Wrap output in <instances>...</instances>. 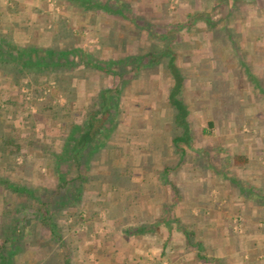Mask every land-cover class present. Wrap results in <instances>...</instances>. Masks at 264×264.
I'll use <instances>...</instances> for the list:
<instances>
[{
	"label": "crops",
	"instance_id": "0c3cea01",
	"mask_svg": "<svg viewBox=\"0 0 264 264\" xmlns=\"http://www.w3.org/2000/svg\"><path fill=\"white\" fill-rule=\"evenodd\" d=\"M170 1L0 0V32L26 45L45 21L68 13L82 28L77 15L89 11L106 32L118 20L145 34L121 58L120 94L131 101L120 111L135 116L120 117L92 173L107 187L113 163L139 192L123 191L136 194L127 217L106 210L114 241L85 264H264V0H182L174 13Z\"/></svg>",
	"mask_w": 264,
	"mask_h": 264
},
{
	"label": "trees",
	"instance_id": "16d2710c",
	"mask_svg": "<svg viewBox=\"0 0 264 264\" xmlns=\"http://www.w3.org/2000/svg\"><path fill=\"white\" fill-rule=\"evenodd\" d=\"M117 5L118 2L114 5H102V7L113 12L118 10H116ZM57 32L51 31L52 34ZM4 35V32H0V74L6 77V82H0V165L3 166L1 168L16 173L24 171L25 177L28 174L30 176L32 172L30 160L26 157L27 153L23 149L28 148L31 144H24L19 140L21 133L29 132V129L32 131L37 121L43 122L44 119L53 122L60 121L62 130L65 132L61 131L59 136L57 135L60 140L59 148L47 145L48 148L45 150L46 152L48 149L50 151L49 159L47 156L37 158V163H40V159L43 160L42 166H44L45 173L55 179L54 186L46 197L41 195L43 187H40V184H19L12 181L6 174L0 175L2 195L0 264H30L33 260L32 257L37 259L34 251H40L44 247V250L41 251L43 254L40 252L41 257L36 260L38 264H69L70 250L68 248L61 247L59 244L56 252H51L49 244L43 245L40 236L29 238L26 235L28 231L26 228L36 220L49 229L52 240L61 241L62 227L55 220V212L59 210L60 206L68 203L73 204L80 200L84 184L93 183L91 174L94 172L92 169L93 160L100 158L101 152L107 146L111 132L118 126L116 113L119 111L120 88L112 85L113 81H110L111 83L102 90L99 102L93 98L91 104L83 110L82 117L77 118V114L74 112L75 104L72 102L74 87L71 77L73 75L70 76V74L82 63L87 68H96L91 57L84 61L81 55L86 54L85 50L69 45L59 47L56 43L44 46L40 43V39L34 40V37L26 45L20 40L14 43L10 36ZM75 56H78L81 61L78 62ZM111 64L113 62L109 61L107 66L110 67ZM99 67L107 75H115L109 67L107 69L102 65ZM41 75L45 77L44 82L40 81ZM24 77L29 78L28 82H25L27 84L23 83ZM50 82H53L54 85H50ZM13 86L16 87L17 92L9 94ZM24 86L28 87L31 92L32 98L29 102L36 108L35 112L28 108L26 101L18 104ZM58 96L65 99L63 104L54 102ZM21 105L24 106V109L18 112L15 107ZM24 112H26V116H23ZM18 115L22 117L19 120L20 123L21 121L25 123L23 126H20V123L19 126L18 124L16 126L13 122V118ZM78 119L81 120L77 122ZM52 129H55V125L52 126ZM42 134L46 139L47 135L44 131ZM35 161L33 164L36 163ZM84 169H88L89 174H82ZM108 170L110 179L105 199L110 205L107 209L111 212L118 207L121 208V211L123 209L125 215L129 214L132 206L130 203L136 199V194L125 196L126 192L123 191L128 188L127 184L124 186L127 179L121 174L119 168L113 166V163L109 165ZM20 197L23 201L18 200ZM123 199L124 202L119 205ZM10 201L11 203L8 204L7 202ZM8 214H10L9 218ZM141 227L139 231H142ZM143 227L150 229L148 225H143ZM136 229L137 226L132 225L127 230L128 233H132L137 232ZM194 234L196 233L193 230L186 232L187 237H193ZM34 242L37 248H32V251L27 250L28 245ZM62 244L64 243L62 242ZM197 247L200 248V245L197 244Z\"/></svg>",
	"mask_w": 264,
	"mask_h": 264
},
{
	"label": "rangeland",
	"instance_id": "374dc122",
	"mask_svg": "<svg viewBox=\"0 0 264 264\" xmlns=\"http://www.w3.org/2000/svg\"><path fill=\"white\" fill-rule=\"evenodd\" d=\"M59 5H62V2H58ZM168 3V6L170 7V13H174L176 9L179 7L182 8V0H171ZM65 4V3H64ZM66 6V4H65ZM55 7L58 8L56 5ZM62 8V7H61ZM66 8H69L66 6ZM175 10V11H173ZM173 11V12H172ZM69 12V11H68ZM81 14L77 15L78 19H82L85 23V26L81 28V26L76 27V26H69L67 24L68 20L75 18L73 16L66 13V16L68 20H61L59 23L56 25V18H53V22H51V25L48 27L47 21L46 26L44 28H38L36 33H32L28 36V39L32 40L34 37L35 39H40V43L44 46H51L52 43H56L59 45V47H64L65 45H69L72 47H79L85 50L86 54L81 55L85 61V59L89 60L91 57V60L95 62L96 68H87L82 65L78 68H75L73 70V73L70 74L72 84L74 87V91L72 94L73 97V103L75 104V110L77 114V118H81L82 115L84 114L83 110L88 107L93 98L97 102H99L101 92L104 88H106L111 82L113 81L114 86H119L120 84V74L123 71V67L125 64L123 62H126L122 60L121 58L123 54H135V47L134 43L143 42L142 40L145 39V34L144 32L140 31H121L119 28L120 26L118 25L119 21L115 20V24L113 26V30H107L108 24L106 23V28H103V24L105 23V19L101 17H94L92 19H89L86 17V15L90 14L89 11L83 12L79 11ZM89 12V13H88ZM70 13V12H69ZM92 14V13H91ZM217 13L215 12L210 19L212 20L213 23L217 22H222L220 21L221 18H218ZM176 18L177 20H182V17L176 16L173 17ZM43 20V19H41ZM69 20L70 24H74L73 20L72 23ZM167 20V19H166ZM210 20V21H211ZM43 22V21H42ZM48 22V23H50ZM114 22V21H113ZM225 23V21H223ZM76 25V24H75ZM78 26V25H77ZM115 28V29H114ZM79 29V30H77ZM84 30H87L84 32ZM51 31H58L55 34H52ZM72 34H71V33ZM3 33V32H2ZM6 37H11V41L15 42L17 40L23 41L22 38H19L17 34H14V31L12 29H8L7 31L4 32ZM41 36V38H39ZM138 41V42H137ZM16 43V42H15ZM75 59L80 62L81 60L78 59V56H75ZM109 61H112L113 64L111 66H107ZM99 65H102L104 68H110L112 69V72L115 73V75H107L102 68L99 67ZM126 67V66H125ZM129 67V66H128ZM131 69L134 68V65L130 66ZM131 69L128 71L130 72ZM42 76V75H41ZM22 80L24 84H27L25 82H28L29 78L27 79L24 77ZM40 81L44 82L45 77L42 76L40 77ZM0 82H6L5 79H0ZM142 83V82H140ZM46 84V83H45ZM50 85H54L53 82L49 83ZM144 84L148 86L150 82L145 81ZM136 82H133V87H135ZM127 87L124 89L126 90ZM124 90V92H125ZM127 91V90H126ZM15 94L16 87L13 86L11 87L9 94ZM123 93V92H122ZM124 94V93H123ZM130 92H128L127 95H129ZM122 94L118 95L119 96V111L116 113L117 114V121H118V126L111 132L110 138L107 140V146L108 143L111 142V138L115 136V133L119 132L121 127H119V119L120 117L124 119V117L128 116H135V109L131 107L130 112H121L120 107L121 105H129V97H127L126 94L121 96ZM116 96V95H115ZM19 103H22V101L27 102L28 108L32 111L35 112L36 108L31 105L29 101L31 100V92L28 87L24 86L21 90V96H19ZM40 100V98H39ZM54 102H60L63 104L65 102V99L62 97H57ZM125 105V106H126ZM19 106V105H17ZM15 107L16 110L19 112L20 110L24 109V106L21 105L20 107ZM23 116H26V112H24ZM21 116L18 115L16 118H13V122L18 124L21 120ZM49 119V118H48ZM81 119H78L77 122H79ZM60 121L53 122L49 120L42 121H37L35 127L32 129V131L29 129L28 131H25L21 133L20 137V142H23L24 144L29 143L31 146L28 148H24L23 151L27 153L26 157L28 160H30V166L32 168V172L29 176L26 175L24 176V171L16 173L15 171L9 172L5 171L0 165V175H8L12 181H15L19 184H40V187H43V190L41 189V195L46 197L51 189L54 186V180L53 177H50L45 173V170L43 169L44 166H42V159H40V163H37V158H41L42 156H47V158H50V151L49 149L46 152V148L49 147H55L59 148V137L57 135L59 132L63 131L62 126L60 125ZM23 123L21 121L20 126H23ZM55 125V129H52V126ZM25 126V125H24ZM27 126V125H26ZM28 130V129H27ZM43 131L47 135V138L43 137ZM56 132V133H54ZM65 132V131H63ZM59 136V135H58ZM31 140V141H29ZM50 140V141H47ZM47 142V144H46ZM35 145V146H34ZM48 145V146H47ZM106 147H104L103 151L101 152V156L98 159L93 160V167L94 169L96 165L101 164L103 162V155L105 154ZM45 150V151H44ZM40 156V157H39ZM36 160V161H35ZM36 162L33 164V162ZM34 165V167H33ZM36 165V167H35ZM41 165L40 167H38ZM103 165V164H102ZM101 165V166H102ZM112 165V164H111ZM114 165V164H113ZM88 169H84L82 174H89ZM92 174V173H91ZM25 177V178H24ZM94 183V181H93ZM93 183H85L83 187V191L81 193V199L78 200L77 202L71 204V203H66L67 205L60 206L59 210L55 212V220L59 224L60 227H62V232L61 236L62 238L61 241H56L55 239L52 240L51 238V232L49 229L43 225H41L39 222L33 221L28 225L26 228L28 231L26 232V235L29 238H33L36 235L40 236L41 242H43V245H48L51 248V252H56V249L58 248L59 244L61 247H66L70 251V256L68 258L69 264H85L86 262H92L94 259V253L98 252L100 250H110L108 246L111 241H114L111 236L112 229L113 227L109 224V218H108V213L106 212L107 207H109L108 200L105 199V195L107 194V187L104 185L98 187L97 184ZM128 181H125L124 186L127 184L128 185V190H132L135 188V192H137L136 187L134 184L129 183ZM137 183V182H136ZM138 185V183H137ZM99 188V189H98ZM17 200V199H15ZM19 201H23L22 197L18 199ZM2 202V195L0 192V205ZM5 203V202H4ZM3 203V204H4ZM8 204L11 203L7 202ZM5 206V205H4ZM8 206V205H7ZM73 212V213H72ZM11 214V213H10ZM10 214H8V218L10 217ZM75 214V215H71ZM233 231L239 233L241 232L242 229V218L240 216H237L233 219L231 223ZM62 242L64 244H62ZM32 243L31 245H28L27 250L32 251V248L36 249L37 245H34ZM44 247V246H43ZM45 248V247H44ZM44 248H42L44 250ZM49 248V249H50ZM36 250V258H40V252L42 251ZM46 250V249H45ZM41 254H43L41 252ZM91 258H89V256ZM33 260H31L30 264H38L37 259L35 257H32Z\"/></svg>",
	"mask_w": 264,
	"mask_h": 264
}]
</instances>
